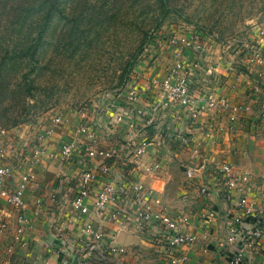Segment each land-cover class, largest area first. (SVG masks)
Returning a JSON list of instances; mask_svg holds the SVG:
<instances>
[{
    "label": "crops",
    "instance_id": "obj_1",
    "mask_svg": "<svg viewBox=\"0 0 264 264\" xmlns=\"http://www.w3.org/2000/svg\"><path fill=\"white\" fill-rule=\"evenodd\" d=\"M169 30L160 37L164 45L155 46L135 64L121 90V96L133 95L134 101L111 96L108 111L98 102L95 108L83 107V116L53 109L33 124L0 135L13 169L9 187L16 185L21 172L31 177L22 209L0 198V264H59L62 255L70 264H170L171 260L225 264L232 252L226 222L237 212L238 199L243 195L257 217L264 218V80L243 54L235 59L240 75L229 72L223 67L226 47L208 37L199 39L205 48L197 52L169 45L171 37L181 43L199 35L195 30ZM182 59L194 60L199 68L184 69ZM171 72L174 78L189 80L199 95L215 91L231 104L251 102L252 110L238 119L233 132H227L217 126L219 120L224 122L226 109L192 118L180 104L160 107L156 104L160 82ZM137 107L147 110L144 116L137 115ZM175 134L189 142L180 144ZM65 143L76 148L64 163L58 151ZM36 146L40 152L33 159ZM88 150L102 154L89 156ZM224 162L232 164L237 176H246L247 183L230 192L221 186L201 195L210 175ZM187 167L193 168L190 176L185 174ZM86 169L96 179L87 186L89 195L80 198V174ZM134 182L143 183L160 201L159 206H150L144 228L128 208L133 201L126 186ZM108 183L117 190L115 202L98 208L96 194ZM114 211L119 214L113 215ZM159 213L185 216L182 230L192 241L167 250L156 223ZM18 214L24 218L21 223L16 221ZM250 224L244 219V229ZM96 245L100 254L93 250ZM110 247L123 253L111 255ZM263 252L264 235L252 241L242 264H264Z\"/></svg>",
    "mask_w": 264,
    "mask_h": 264
},
{
    "label": "rangeland",
    "instance_id": "obj_2",
    "mask_svg": "<svg viewBox=\"0 0 264 264\" xmlns=\"http://www.w3.org/2000/svg\"><path fill=\"white\" fill-rule=\"evenodd\" d=\"M59 5L61 15L51 17L29 75L36 87L29 101L33 109L17 127L53 109L95 108L125 78L122 71L132 56L138 52L136 63L149 56L154 39L170 28L195 30L228 51L236 43L249 46L245 40L264 43L253 34L264 29V0H165L164 5L160 0H61Z\"/></svg>",
    "mask_w": 264,
    "mask_h": 264
},
{
    "label": "built area",
    "instance_id": "obj_3",
    "mask_svg": "<svg viewBox=\"0 0 264 264\" xmlns=\"http://www.w3.org/2000/svg\"><path fill=\"white\" fill-rule=\"evenodd\" d=\"M264 34V29H258V31H254V35L256 38H262ZM205 38V37H204ZM199 35H191L181 43L176 37H171L168 39L167 43L180 45L187 51L197 52L201 51L205 48V44L201 42L199 39H204ZM155 40V39H154ZM244 42L248 43L249 46L246 47L245 44L234 45L229 51L224 50L226 53V65L223 64V67L229 71L234 73L236 76L240 75V70L236 67L235 59L240 58L243 54L245 60L249 65L253 68H257V76L260 77L261 80H264V46L263 44L252 45L249 41L245 40ZM156 47H160L163 44V40L161 38H156L154 41ZM243 47L248 49L247 53L244 52ZM182 66L184 69L187 68H199V65L193 61H187L182 59ZM186 62V63H185ZM189 68V69H190ZM261 69L260 71H258ZM171 75V76H170ZM169 76L165 77L161 82V92L158 97V102L156 103L160 107H168L171 104H180L184 107L185 111L192 118H196L197 116H202L203 113L207 111L217 112L222 109H226L227 113L225 116L224 122H217V126L219 128L224 129L227 132H233L235 129L238 119L242 117L243 114L250 113L252 110V103H235L231 104L227 101L225 97L222 95L213 92H208L204 95H199L194 90H192V85H190L189 80L186 78H174L172 76V72ZM122 89L115 91L111 95H105L100 101L102 109L109 110L108 108V98L114 96L118 101H134L133 95H125L121 96ZM264 109V108H263ZM147 110L142 109L140 107L136 108L137 115L144 116ZM76 113L80 116L85 114L84 108H80L76 111ZM58 118H53V121H56ZM214 120V119H211ZM250 128L254 129L255 125L250 124ZM6 130L0 129V135L4 134ZM177 139H179V143L185 145L189 142L188 137L181 136L180 134H175ZM75 146L73 143H65L60 145L58 151V157L61 162H67L72 154L75 151ZM40 150L36 146L32 150V157H37ZM87 154L89 156H93L95 154H102L101 151L88 150ZM193 168L187 167L185 169V174L190 176L192 174ZM13 172L12 164L7 159V152L4 147L0 146V198L5 202L16 206L19 209L23 208V192L27 188L30 182V175L26 172H21L18 174V181L16 185L9 187L10 176ZM95 173L86 169L80 174V182L82 183V187L79 191L80 198L83 196L89 195L87 186L91 182L95 180ZM248 181V178L243 174L237 176L233 170L232 164L230 162H224L218 166L214 175H210V182H208L199 193L205 196L211 188H218L224 186L225 190L230 192L229 190L242 188V185H245ZM126 189L130 192V199H132V204L130 207L132 210V216L135 223H137L142 228L145 227L146 222L149 219L150 206H159L160 201L157 197H154L151 189L147 188L141 182H134L126 186ZM117 190L112 183H108L103 186L100 191L97 192L95 197V205L98 208H102L104 205L108 203L114 204L115 196ZM79 201H75V204H78ZM237 212L231 214L227 219V242L231 244L232 252L229 255L225 264H242L245 258V251L251 245L254 239H257L264 235V218L257 217L254 209L249 205L242 195L237 203H236ZM119 211H114L113 215H118ZM244 219L248 222L250 221V227L244 229ZM24 218L21 214L16 216V221L18 223L23 222ZM185 216H169L164 213H159L157 217V227L162 232L161 237L164 242V246L167 250H172L173 248H177L180 246H184L189 244L192 241V237L188 235L186 232L182 230V224L186 222ZM92 226H89L88 229H91ZM97 237H102L100 232H97ZM94 252L100 254L101 247L100 245H96L93 248ZM60 250H58L59 252ZM60 253H62L60 251ZM108 253L111 255H119L123 253V249L110 247L108 249ZM264 257V252L262 253ZM67 255H62L61 261L59 264H70ZM170 264H178L176 260H171Z\"/></svg>",
    "mask_w": 264,
    "mask_h": 264
},
{
    "label": "trees",
    "instance_id": "obj_4",
    "mask_svg": "<svg viewBox=\"0 0 264 264\" xmlns=\"http://www.w3.org/2000/svg\"><path fill=\"white\" fill-rule=\"evenodd\" d=\"M60 2L61 0H0V129L24 123L33 109L29 101L34 99L36 87L29 75L37 65L38 50L51 17L61 15ZM160 2L165 4V0ZM165 9L163 6V11ZM147 39H144L139 51L149 41ZM150 40L153 42V39ZM136 53L126 63L121 75L125 78L120 79L113 93L124 88L125 82L131 78L130 74L133 75L130 69L136 63ZM27 66L30 68L25 71Z\"/></svg>",
    "mask_w": 264,
    "mask_h": 264
}]
</instances>
